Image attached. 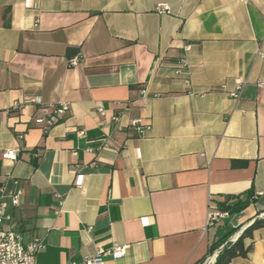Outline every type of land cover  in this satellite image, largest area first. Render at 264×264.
I'll return each instance as SVG.
<instances>
[{
	"label": "crops",
	"instance_id": "0c3cea01",
	"mask_svg": "<svg viewBox=\"0 0 264 264\" xmlns=\"http://www.w3.org/2000/svg\"><path fill=\"white\" fill-rule=\"evenodd\" d=\"M263 82L264 0H0V179L22 192L7 228L41 240L35 264L113 244L103 264H206L264 217ZM28 97L70 109L44 134ZM251 242L229 264H264V228Z\"/></svg>",
	"mask_w": 264,
	"mask_h": 264
},
{
	"label": "built area",
	"instance_id": "2783aa9c",
	"mask_svg": "<svg viewBox=\"0 0 264 264\" xmlns=\"http://www.w3.org/2000/svg\"><path fill=\"white\" fill-rule=\"evenodd\" d=\"M161 8L164 10L166 9V7ZM189 47L190 46L187 45L185 50L187 51ZM258 56L263 57V52L259 50ZM67 63L69 67H74L78 65L79 58L73 57L69 59ZM187 67V59L185 57L179 58L174 69V75L177 77H181L182 75L187 76ZM259 85L264 86V82ZM141 94L144 96L145 92L141 91ZM26 102L41 105L39 114L33 118V123L40 127L44 134L49 132V130L59 122L60 117L65 115L70 109V105L67 102H58L43 106L37 97H28ZM20 107V104L15 103L12 105L11 110L16 111ZM99 111L101 112V110ZM118 119V116L113 117L114 122H117ZM131 125L135 127L141 135L150 129L149 127L137 126L135 121L132 122ZM79 135H84V132L79 131ZM19 138H22V136ZM104 146H106V143ZM17 154L18 151L16 149L7 150L2 153L1 158L3 161L14 162L17 160ZM75 184L79 186L81 181L76 180ZM21 195L22 192L20 190L10 186L8 177L0 179V264H35V256L43 248V244L38 237H32L27 243H24L19 232L7 228L13 221L12 211L19 206ZM225 215L226 213L219 212L209 207L207 226H213ZM228 242L233 243L235 240H230ZM126 248L125 245L113 244L112 247L107 250L98 249L94 255L84 257L79 264H103L104 256H110L113 260L121 259L125 255ZM214 258L216 257L213 256L209 258L206 264H214Z\"/></svg>",
	"mask_w": 264,
	"mask_h": 264
},
{
	"label": "trees",
	"instance_id": "16d2710c",
	"mask_svg": "<svg viewBox=\"0 0 264 264\" xmlns=\"http://www.w3.org/2000/svg\"><path fill=\"white\" fill-rule=\"evenodd\" d=\"M72 51H69V53ZM256 199V197H251L247 195L244 199L241 197H226L224 201L217 204V206H210L211 209L219 210L221 212H228L229 214L235 213L247 206L249 201ZM264 228V219H255L252 224L243 230L241 235L233 243H226L222 249L219 251L215 258L214 264H229L234 259L246 258L248 254L253 249V243L246 245V240L253 239V232L259 229ZM235 232L232 230L230 234ZM220 245H213L209 249V256L213 254L214 250ZM204 261H201L198 264H204Z\"/></svg>",
	"mask_w": 264,
	"mask_h": 264
},
{
	"label": "water",
	"instance_id": "95a60500",
	"mask_svg": "<svg viewBox=\"0 0 264 264\" xmlns=\"http://www.w3.org/2000/svg\"><path fill=\"white\" fill-rule=\"evenodd\" d=\"M260 219H264V217H262V218H260ZM223 246H224V245H223ZM223 246H222V247H223ZM222 247L220 248V250L222 249ZM220 250H219V251H220Z\"/></svg>",
	"mask_w": 264,
	"mask_h": 264
}]
</instances>
